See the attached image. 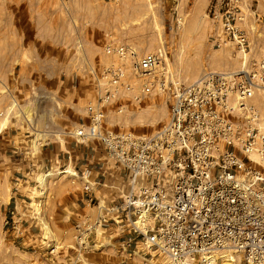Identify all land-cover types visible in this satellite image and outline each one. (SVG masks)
Returning a JSON list of instances; mask_svg holds the SVG:
<instances>
[{"label":"built area","instance_id":"built-area-1","mask_svg":"<svg viewBox=\"0 0 264 264\" xmlns=\"http://www.w3.org/2000/svg\"><path fill=\"white\" fill-rule=\"evenodd\" d=\"M242 2L213 0L214 46L230 42L250 52L239 24ZM105 51L117 61L95 71V100L86 107L87 120L71 134L82 144L98 142L108 163L120 169V182L113 184L118 194L103 204L95 195L108 184L102 173L107 162L99 163L101 173L94 178L91 169L72 173L68 165L69 176L87 178L85 201L98 203L100 211L94 223H76L74 252L58 261L52 247L47 264H100L82 250H89L90 234L108 221L140 238L146 252L141 264H152L151 257L210 264L222 252H233L244 264H264V115L251 102L264 87V56L246 69L207 70L181 83L169 68L165 46L143 52L121 42ZM156 90L168 95L169 106L159 128L148 134L107 129L108 108L117 100L141 102Z\"/></svg>","mask_w":264,"mask_h":264},{"label":"rangeland","instance_id":"rangeland-1","mask_svg":"<svg viewBox=\"0 0 264 264\" xmlns=\"http://www.w3.org/2000/svg\"><path fill=\"white\" fill-rule=\"evenodd\" d=\"M122 1L112 0L113 9L105 2L104 14H112L116 18L120 11L118 5ZM139 2L144 3V12L139 20L104 21L100 24L103 25L104 31L113 24L117 36L112 39L132 43L141 51H153L165 46L168 51L169 68L176 80L181 83H188L207 70H240L246 63L248 65L246 68H249L264 56V0H243L241 3L242 20L239 24L246 30L251 42L249 53L240 51L235 43L228 42L221 47L213 45L211 36L217 29L215 20L209 15L213 0L208 7L199 6L198 0H139ZM116 5L118 9L115 8ZM198 7L200 9L197 11ZM36 8L39 14H46L48 8L54 9L56 20L36 22L35 28H31L24 38L25 51L9 53L5 51L16 49L17 40L14 34L8 38L3 37L5 30L3 17L7 12L14 13L12 10L15 9V2L0 0V105L2 104L3 107V95L15 92L17 83H21L26 78H40L44 72L54 73V77L50 76V78H55L62 86L65 83L70 84L65 92L61 88L49 96V109L45 114L53 117L54 123H58V119L64 122L55 135L45 132V128L49 126L46 125V121L41 120V115H37L38 105L41 103L30 101L27 104L18 97L11 99L8 96L10 100L6 106L10 105L9 114L22 123H25V115L32 122L34 121V127L29 129V137L23 143L28 153L33 152L35 156H39L45 142L54 139L63 140L66 138V132L71 129L74 131L80 123L87 120L86 107L96 97L95 71L102 70L117 60L106 54L105 38L91 43L88 39L87 42L86 27L91 23L62 20L70 11H66L63 5L48 7L44 4ZM32 35H34L33 39ZM82 85L87 89L85 95L79 93ZM70 88L71 95L68 93ZM75 89L78 91L77 94ZM251 102L264 115V90H257ZM168 112V95L157 90L143 98L141 102L122 97L108 108L106 127L114 132L148 134L161 126ZM37 117L39 120L35 124ZM98 150L102 152L104 149L98 147ZM4 163L3 170V150H1L0 264H47L52 258L49 253L52 247L58 252L55 258L63 261L67 255L74 252L71 247L75 246L78 233L76 227H65L68 215L71 214L68 202L71 194L69 191L77 188L81 194L80 184H76V180L69 177L68 173L60 172L67 166L55 167L53 174L49 172L52 169H46L44 172L41 168L33 178L34 180L38 177L41 188L37 190L36 183L29 181L21 182L19 185L20 189L32 198L23 203L15 227H12L11 224H5L2 204L3 176L13 177V169L9 167L8 162ZM68 171L74 173L73 164L68 167ZM45 173L49 175L43 181ZM107 189L108 187L104 186L103 190L97 191L101 204L105 203L104 200L110 199H107L109 196L106 195ZM36 195L40 197L35 198ZM97 206L98 203L88 206L83 219H88L91 224L94 223L100 211ZM123 235V229L112 221L98 226L90 234L87 240L89 250L83 249V256L101 264L120 262L124 258L123 254H126ZM140 249L145 250L144 244ZM78 253H75L76 256ZM234 257L235 260L231 264H244L238 255L235 254ZM221 258L222 255L216 256L209 263L224 264ZM151 260L152 264H171L166 257L160 259L151 257ZM194 264H199V261H194Z\"/></svg>","mask_w":264,"mask_h":264},{"label":"crops","instance_id":"crops-1","mask_svg":"<svg viewBox=\"0 0 264 264\" xmlns=\"http://www.w3.org/2000/svg\"><path fill=\"white\" fill-rule=\"evenodd\" d=\"M57 1L58 0H14L15 9L12 10L14 13L7 12L3 17L5 19L3 37L8 38L14 34L17 40L16 49H7L5 52H24V38L27 37V33H29L31 28H35L34 24L36 22H54L56 20L54 9L50 10L48 8L46 14H39L36 7L40 5L45 4L48 7H53L57 4L63 5L66 11H70L64 15L62 20H79L81 22L91 23L90 26L86 27L85 37L87 38V42L88 39L89 43H91L92 41L96 42L105 38L107 40L105 46L125 41H116L112 39L117 36L115 26L111 24L104 31L103 25L100 24L101 22L136 21L139 20L144 12V3L139 2V0H123L118 5L120 11L116 15V18H114L112 14L105 15L103 11L105 2L108 4L109 8L113 9L114 5H111L112 0H59V3H57ZM211 1L212 0H198V4L199 6L204 5L208 7ZM72 7H74V9ZM115 8L118 9L117 5ZM196 9L198 11L200 8L198 7ZM33 36L34 35L31 36L32 39L34 38ZM118 36L123 37L122 35ZM126 43L129 42L126 41ZM51 74L50 72H44L40 78H26L21 81V83H17L15 85L16 89H14L15 92H13L12 89L10 94L3 95V107L1 106L2 104L0 105V152L3 150V170L5 168V161L8 162L9 167L13 169V177L7 178L3 176L2 205L5 222L8 221L12 227L13 224H16V218H18L17 216L20 213V208L24 206L23 203L27 199L32 198L28 193L23 192L19 185L21 182L29 181L30 183H36L35 188L37 190L41 188L38 177L33 180L34 176L37 175L41 168L44 172L46 169H52L49 170V172L53 174L52 171L55 167H68V165L70 167V165L73 164V169L79 171L80 174L86 169H91V178H94L98 177L101 173V170L98 169L99 163H108L104 150L102 152L98 150V147H101L98 142L95 144L94 142L82 144L71 134L72 129L66 132V138L63 140L54 139L45 142L40 149L39 156H35L33 152H27V147L24 145L23 141L29 137V129L34 127V121L32 122L26 115L24 116L25 123L18 121L13 115L9 114L10 105L6 106V104L9 102L10 98L14 99V97H18L19 100L27 104L30 101L41 103V105H38L39 114L37 115H41V120L46 121V125L49 126V128H45V132L55 135L64 122L58 119V123H54L53 117L51 118V116L45 114V111L49 109V96L61 88L62 91L65 92L66 87L70 84L68 85L65 83V85L62 86L55 78H50V76L54 77V73ZM86 90V86L83 88L82 85L79 89V93L85 95ZM74 91L75 94L78 93L77 89ZM71 92L72 89H68L70 95ZM65 97H67L66 94ZM37 120H39L38 117L36 118L35 124H37ZM108 164L109 167L105 168L102 173L106 175L105 180L108 183L105 185L108 187L106 190V195H109L107 199H111L114 194H118V190L115 186L113 187V184H118V180L120 182L119 176L121 172L117 167L110 163ZM73 179L76 180V184H80L82 191L81 194L78 192L77 188L69 191L71 194L69 195L68 202L71 214L68 215L69 217L65 222V227L67 228H74L76 223L84 220L86 209L89 206L85 201L86 195L83 191V186L87 178L79 175V177ZM103 188L104 186L95 189V195L97 196V191L100 189L103 190ZM39 197L40 195L35 196V198ZM12 211H17L13 217L11 215ZM123 238V244L126 248V254H123L124 258L122 257L123 260L128 259L134 264H141L146 256V252L140 249V246L143 244L140 238L130 230L124 232ZM129 242L130 244L128 245ZM115 264H119V262L115 261Z\"/></svg>","mask_w":264,"mask_h":264},{"label":"bare ground","instance_id":"bare-ground-1","mask_svg":"<svg viewBox=\"0 0 264 264\" xmlns=\"http://www.w3.org/2000/svg\"><path fill=\"white\" fill-rule=\"evenodd\" d=\"M247 64V63H246ZM246 64H244V66L242 67V69H246ZM259 90H264V87H262L261 89H259ZM62 172H66V171H61V173ZM51 174V173H50ZM47 175H49V173L48 174H45L44 176H43V181H45L46 180V176ZM42 181V182H43ZM44 183V182H43ZM219 255H222V258H221V261L224 263V264H231L234 260H235V257H234V253L233 252H222V253H220ZM232 255V256H231ZM215 259V257H210L209 259H208V262H210L211 260H214Z\"/></svg>","mask_w":264,"mask_h":264}]
</instances>
